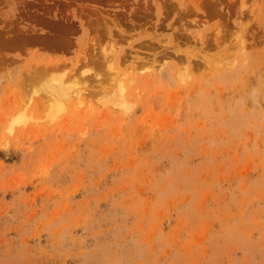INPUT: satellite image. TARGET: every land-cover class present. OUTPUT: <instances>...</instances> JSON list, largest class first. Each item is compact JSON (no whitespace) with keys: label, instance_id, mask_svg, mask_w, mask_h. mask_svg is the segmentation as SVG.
<instances>
[{"label":"rangeland","instance_id":"obj_1","mask_svg":"<svg viewBox=\"0 0 264 264\" xmlns=\"http://www.w3.org/2000/svg\"><path fill=\"white\" fill-rule=\"evenodd\" d=\"M0 264H264V0H0Z\"/></svg>","mask_w":264,"mask_h":264},{"label":"bare ground","instance_id":"obj_2","mask_svg":"<svg viewBox=\"0 0 264 264\" xmlns=\"http://www.w3.org/2000/svg\"><path fill=\"white\" fill-rule=\"evenodd\" d=\"M49 88L52 89L55 93H57L61 99H66L67 100L70 97L69 88H67L66 86H64L61 83H58L56 87H49ZM61 106H62V104L59 101L56 102V107L55 108H59Z\"/></svg>","mask_w":264,"mask_h":264}]
</instances>
